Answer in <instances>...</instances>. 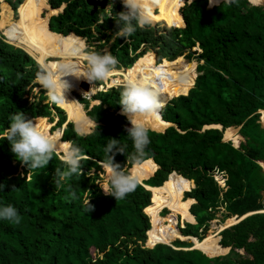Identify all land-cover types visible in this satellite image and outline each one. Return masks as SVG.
Returning a JSON list of instances; mask_svg holds the SVG:
<instances>
[{
    "label": "trees",
    "instance_id": "obj_1",
    "mask_svg": "<svg viewBox=\"0 0 264 264\" xmlns=\"http://www.w3.org/2000/svg\"><path fill=\"white\" fill-rule=\"evenodd\" d=\"M190 1L169 0L166 7L152 11L151 25L138 28L127 38L115 35L116 14L124 11L121 0L111 3L114 6L109 11L94 14L86 0H50L32 11L27 10L30 0L9 2L15 11L21 6L19 21L33 20L39 34L60 38L61 45L69 44L76 34L80 42L86 40L88 48L98 43L94 52L102 54L116 36L110 50L118 60V70L133 68L146 58L159 64L188 58L187 74L193 71L198 76V71L199 76L190 83L188 95L166 105V121L161 113L151 123L148 116L139 117L149 129L151 141L142 158L146 162L134 169L143 184L138 182L133 192L117 202L98 185L105 182L98 161L105 158L108 139L115 138L127 145L125 155H117L116 162L126 165L125 172L134 166L125 157L133 152L125 131L129 122L119 114L123 86L93 96L100 105L91 110L90 100L82 99L91 125L70 122L63 131L66 115L68 121L88 125L84 106L80 104L81 110L75 112L73 102L64 103L63 108L54 103L41 106L48 97L44 91L38 96L34 89L38 87L37 73L44 69L25 50L0 36V133L8 128L13 113L22 112L27 119L43 117L41 131L50 135L56 126L52 137L79 146L89 157L81 161L82 175H74L56 189V169L64 170L62 150L48 166L28 175L29 168L17 160L9 142L0 138V185H4L0 206L12 204L22 217L19 225L0 220V264H264V128L260 123V111H264V7L254 4L264 2L234 0L207 12L209 0ZM49 2L54 9L67 4L64 13L50 23L51 31L67 40L49 32V19L56 14ZM47 8L50 12L43 17ZM161 22L178 27L168 28L158 24ZM46 68L58 71L49 63ZM52 110L59 118L57 125L54 119L48 121ZM212 125L223 129L204 130ZM231 127H241L239 137L244 141L239 148L233 141H223ZM225 138L233 139L234 132L228 131ZM148 150L155 154L154 163L147 161ZM222 175L225 188L218 181ZM69 188L76 192V199H65ZM154 190L172 193L173 206L155 207ZM89 200L94 206L91 212L86 210ZM166 209L169 213L162 216ZM217 215L227 220L207 236ZM180 217L184 220L181 231ZM161 232L171 245L156 239ZM147 240L155 247L147 248ZM206 240V245L199 246ZM195 247L201 250H192Z\"/></svg>",
    "mask_w": 264,
    "mask_h": 264
},
{
    "label": "clouds",
    "instance_id": "obj_2",
    "mask_svg": "<svg viewBox=\"0 0 264 264\" xmlns=\"http://www.w3.org/2000/svg\"><path fill=\"white\" fill-rule=\"evenodd\" d=\"M121 2L124 6V11L116 14L118 19L115 21L117 27L115 35L127 38L132 36L138 28H144L145 25L151 23L148 4H158L159 0H121ZM219 2L220 0H209L210 6H215ZM223 2L229 3L234 2V0H223ZM112 6L114 5L109 4V7ZM84 58L87 61V71L83 74H81L76 64L69 63L60 64L56 72L42 70L37 73V82L46 90V95L50 102L57 105H63L66 102L65 93L69 91L71 85L67 80L63 79L64 77L84 78L93 85L95 81L107 80L116 70L118 64L117 58L108 51L102 54L92 52ZM36 62L38 63L37 60ZM119 104L121 107L120 114L124 115L131 124V127L125 126V131L128 134L127 137L132 140L133 152L125 157L127 163L131 162L134 168L130 172H125L126 165L116 162L115 157L117 155H125L127 145H120L119 140L115 138L108 139V143L104 148L105 158L98 161L106 176V182L98 183V185L106 196L115 198L117 202L126 198L127 194L136 189L138 180L134 169L135 166H139L142 163V158L151 142L148 135L149 129L139 117L156 115L162 106V101L159 98L158 90L153 87L143 82H128L120 91ZM40 119V117H36L35 120L27 119L22 112L13 113L9 116L10 124L8 128L3 133H0V138L9 142L11 151L15 154L17 160L29 168L28 175L33 170L48 166L53 155H58L60 150H62L63 155L60 156V159L64 165V170L57 168L54 176L56 189H59L74 175L80 176L83 174L81 161L89 159V157L83 154L79 146L71 142L64 141L58 147L54 137L41 131ZM3 188L4 185H0V190H3ZM13 190H15V186H13ZM68 192L69 196H66L65 199H76L74 190L69 188ZM86 204L88 212L94 211V206L90 203V200ZM0 220H5L11 225H19L22 217L15 206L8 204L0 206Z\"/></svg>",
    "mask_w": 264,
    "mask_h": 264
},
{
    "label": "bare ground",
    "instance_id": "obj_3",
    "mask_svg": "<svg viewBox=\"0 0 264 264\" xmlns=\"http://www.w3.org/2000/svg\"><path fill=\"white\" fill-rule=\"evenodd\" d=\"M33 1L38 6L39 3L48 2L49 0H33ZM193 1H195V0H191L190 3H192ZM222 1L223 0H220V2H222ZM254 1L264 2V0H254ZM1 3L2 2H0V31L7 37L9 43L16 45L18 47H21L22 49L27 51L33 58H35L38 61V63L42 66V68L44 70H48L46 68L47 63H49V65L55 70L58 69L60 64H64V63L71 64L72 63L74 58L69 56L63 50V48H62L63 46L60 44V38L54 40V39H50V38H47L46 36L39 34L38 33L39 31L38 32L36 31L37 24L33 20H31L30 22H23V21H19V20L15 21L14 12H13L12 8L10 7V5L9 4L8 5H1ZM168 3H169V0H159L158 4L149 3L148 7L150 8V12H151L150 17H151V14L153 12L160 10L161 8L166 7L168 5ZM222 3H224V2H222ZM254 4H256L257 6H264V5H258L257 3H254ZM160 5H162V6H160ZM37 6L33 10L37 9ZM20 7L18 8V12H19ZM51 11H53L56 14L59 13V10H51ZM35 26H36V28H35ZM167 27L173 28V27H170L169 25H167ZM9 32H15L16 36L9 39L7 36ZM49 32L52 33L50 31V29H49ZM53 35H57V34H53ZM57 36H61L63 40L68 39V38L66 39L62 35H57ZM73 36H74L73 38L77 39V41L81 44V42L79 41V38L76 35H73ZM73 38H71V39H73ZM53 41H55L56 43ZM84 49L85 48H83L82 52L85 54H82V56L75 58L76 65L87 63L86 59L84 58L87 55V53L85 52ZM149 53H147V54H149ZM56 59L58 60V62H56L54 64H50V62H53L52 60H56ZM156 61H157V57H156ZM188 65H189V62L187 63L184 58H178V60L175 62H168L167 60H163V62L161 64H159L157 62V64H156L157 68H155L153 66V59L152 58H146V59H143L140 62H138L133 68L125 69V74H123V76H122L124 79V84H127L128 82H131V83L143 82L144 84L151 86L154 89L158 90L159 98L162 101V106L158 110L156 115L148 116L150 123H151L150 119L153 120V119L157 118L160 113L162 114L163 109H165L166 105L172 99L178 98L182 95H188L189 94L190 83L196 79L197 75L193 71H191L187 74ZM53 66H55V67H53ZM119 71H118V69H116L113 72V74L107 78V79H110L113 76H116L115 82L113 84H109L108 88H113L115 86L120 85V80L118 79V76L121 74ZM83 73L84 72H81V74H83ZM63 79L67 80L71 85L69 92L70 91L73 93L77 92V93H81L82 95H90V96L97 94V91L94 88V86L92 84H90L84 78L77 79L76 77L69 76V77H64ZM110 81H113V80L111 79ZM84 83L89 85V92H87L83 89L82 85ZM82 89L87 94H85V92L82 91ZM103 90H105V88H101V91H103ZM98 91H100V90L98 89ZM73 93H72V95H70V98H72V100L73 99L77 100V98L75 97V95H73ZM78 104L79 105L74 110V112L81 110V105H80L81 103L79 101H78ZM64 109L67 110L66 108H64ZM120 113H121V111H120ZM262 114H264V112H262ZM40 118H43V117H40ZM67 122H68V116H67ZM70 122H72V123L77 122L78 123L79 121H70ZM165 124H169V123H165ZM65 125L66 124H64V127L62 129L63 131L66 128ZM171 127H173V126L171 125ZM218 127H220V126H218ZM228 131L235 132V131H237V129L231 128V129L227 130L226 133ZM51 133H52V131H51ZM51 135L52 134H50V136ZM54 139H59V141H55L57 143V146L59 147L61 141H63V138L62 137H59V138L56 137ZM63 143H64V141H63ZM149 162L154 163L153 160H150ZM145 165L146 164H144L142 167H140L138 169L143 168ZM149 168H151V166H149ZM185 181H187V180H185ZM152 193H153L154 198H155V207L160 206V205L173 206V195H172V193L167 192L166 190H154V191H152ZM193 201L196 203L195 200H193ZM173 208H175V207H173ZM194 221L196 223V220H194ZM195 223H193V224H195ZM151 230H152V228H151ZM223 230L224 229L220 230L219 233H221ZM156 239L165 241L167 244L169 243L167 236L164 232L157 234ZM207 241L208 240L204 241L199 246L206 245ZM148 243H149L150 247H154L150 242H148ZM168 245H171V244H168ZM199 246H197V247H199ZM197 247H195V249H198ZM199 250H201V249H199Z\"/></svg>",
    "mask_w": 264,
    "mask_h": 264
},
{
    "label": "rangeland",
    "instance_id": "obj_4",
    "mask_svg": "<svg viewBox=\"0 0 264 264\" xmlns=\"http://www.w3.org/2000/svg\"><path fill=\"white\" fill-rule=\"evenodd\" d=\"M18 0H3L2 1V3H1V5H7V4H9V2H17ZM26 0H24V2H25ZM50 1V0H49ZM23 2V3H24ZM30 2H31V5H28V7H27V10H29L30 9V11H32L36 6H37V4L36 3H34V1L33 0H30ZM194 2V1H193ZM5 3H7V4H5ZM22 3V4H23ZM10 5V4H9ZM39 5V4H38ZM49 5H50V2H49ZM178 5H179V1H178V4H177V7H176V9H175V11L177 12V8H178ZM10 7L12 8V10H13V12H14V16H15V21H18L19 20V16H18V11H15L14 9H13V7L10 5ZM38 7V6H37ZM111 7H108V11H109V9H110ZM48 11H49V9L47 8V9H45L44 11H43V17H46V15H47V13H48ZM50 12V11H49ZM178 15V13H176V16ZM177 18H178V16H177ZM178 20H179V18H178ZM159 24H166L165 22H161V23H159ZM158 25V24H157ZM180 25V21H179V24H178V26ZM153 26V25H152ZM178 26H174L173 28H175V27H178ZM0 36H2V37H5L6 38V36L0 31ZM8 38L9 39H11L12 37H14V36H16V33L15 32H9L8 33ZM65 37V36H64ZM115 38H116V36H113L112 38H111V40H110V42H109V44H107L105 47H104V49L102 50V52H105V51H108V52H110L111 53V50H110V48H111V45L113 44V42L115 41ZM6 41H7V39H6ZM9 42V41H8ZM105 41H103L102 43H104ZM69 44H67V45H62L61 47L63 48V50L69 55V56H71L72 58H74V60H75V58H78L79 56H82V54H85V53H82V50H83V48H85L84 50H85V52L87 53V54H89V53H92V52H94L97 48H98V46H96V45H99L98 43L95 45V44H93V47H89L88 48V44L85 42V40L83 41V42H81V44L77 41V39H71L69 42H68ZM74 45V46H73ZM81 45H83V47H81ZM16 46V45H15ZM78 55V56H77ZM155 55H156V53H155ZM156 57H157V55H156ZM73 60V61H74ZM178 60V59H177ZM176 60V61H177ZM185 60H186V62L188 63L189 62V64L191 63L190 62V60L187 58H185ZM53 62H50V64H54V63H56V62H58V60L56 59V60H52ZM72 61V63L71 64H76V60L73 62ZM168 61V60H167ZM193 61H195L196 63H197V65H199V62L196 60V59H194ZM168 62H170V61H168ZM175 62V61H174ZM156 62L154 63L153 62V66L155 67V68H157L156 67ZM78 66V68L80 69V72H86L87 71V63H85V64H80V65H77ZM125 69L126 68H123L122 70H118L119 72H120V74L121 75H119L118 76V79L120 80V85H118V86H115V87H113V88H118V87H121V86H124L125 84H124V79H123V74H125ZM56 70H58V69H56ZM124 72V73H123ZM197 74L199 75V73H198V71H197ZM116 78V76H113L112 78H110V79H107V80H105V81H95L94 83H93V86H94V88L96 89V91H97V94L98 93H100V92H106V91H108V90H110V89H112V88H108V85H109V83L110 84H112V83H114L115 82V79ZM113 80V81H110V80ZM37 82V81H36ZM196 82V80L193 82V83H195ZM38 83V82H37ZM101 83H103L102 85H104L105 86V91L103 90V91H101ZM195 86V85H194ZM98 89L100 90V91H98ZM191 89H192V84H191V87H190V91H191ZM41 91H44L45 92V95H46V90L45 89H43L40 85H39V83H38V87H36L35 89H34V93L35 94H38V96H39V93L41 92ZM82 91H84L83 89H82ZM85 92V91H84ZM72 93L73 92H66V94H65V97H66V102H65V104H68V103H70V102H73V100H72V98H70V95H72ZM85 94H87L86 92H85ZM73 95H75V97L77 98V100L81 103L82 101V99H88V100H90V108H89V110H91L94 106H98L97 104V102L96 101H94L93 100V96H95V95H82L81 93H77V92H75V93H73ZM47 96V95H46ZM90 96V97H89ZM182 96H184V95H182ZM48 97V96H47ZM49 103H51L52 104V102H50L48 99L46 100V101H41V106H43V105H45V104H49ZM82 104V103H81ZM83 106H84V108H85V112H86V114H87V109H86V106H85V104H82ZM100 105V104H99ZM58 106V105H57ZM62 107V106H61ZM163 111H164V109H163ZM52 112H53V115L51 116V118H49V122L50 123H52L51 122V119H54V122H58L59 121V118H58V116H57V114H56V112L55 111H53L52 110ZM65 113H66V111H65ZM120 114V113H119ZM66 115V114H65ZM161 119L163 120V121H166L165 120V118H164V115H163V112H162V114H161ZM264 117V114H262L261 115V119ZM66 118H67V115H66ZM67 124L68 123H70V121H68V122H66ZM72 123V122H71ZM262 123L264 124V119L262 120ZM83 126V125H82ZM66 129V128H65ZM64 129V130H65ZM94 129V128H93ZM55 130H57V128H56V126H54L53 127V129H52V131H54V132H52L51 134H55L56 133V131ZM238 131H235L234 132V138L233 139H231V140H229L230 142L231 141H233L235 144L236 143H238L239 141L240 142H243L244 140H241V138L239 137V132L237 133ZM225 135H226V133H224ZM224 135V136H225ZM104 178H105V182H106V176L104 175ZM186 194H185V196H184V200L186 201ZM165 206V205H164ZM166 211H168V212H166ZM169 213V210H164L162 213H161V215L162 216H167V214ZM226 218H224L223 216H219V215H217L216 216V220H214L213 222H212V225L210 226V228H209V230H208V232H207V236L208 235H210V234H213V233H216L217 231H218V228L221 226V225H223L225 222H226ZM176 221V220H175ZM183 217H180V223H179V227H180V225L182 226V223H183ZM182 230V229H181ZM206 236V237H207ZM177 238H179V237H177ZM177 238H175V239H177ZM240 253L242 254V255H244L245 254V252L243 251V250H241L240 251Z\"/></svg>",
    "mask_w": 264,
    "mask_h": 264
},
{
    "label": "water",
    "instance_id": "obj_5",
    "mask_svg": "<svg viewBox=\"0 0 264 264\" xmlns=\"http://www.w3.org/2000/svg\"><path fill=\"white\" fill-rule=\"evenodd\" d=\"M87 1V3H88V5L90 6V7H92L93 8V12H92V14H94L95 12H98L99 10H101V11H103V10H107L108 9V7H109V4H111V3H113L115 0H86ZM223 2V1H222ZM222 2H220V3H218V4H216L215 6H219ZM250 2V1H249ZM252 4V3H251ZM215 6H210V4H209V6H208V9H207V12H212V10H213V8L215 7ZM256 6V5H255ZM67 7V5H64L60 10H59V13H57L56 15H53L52 17H54V16H58L59 14H61L64 10H65V8ZM261 7H264V6H261ZM50 8L52 9V10H58V9H54V8H52V6H50ZM52 17L49 19V29H50V23H51V19H52ZM51 31V30H50ZM52 32V31H51ZM53 33V32H52ZM53 34H57V33H53ZM57 35H61V34H57ZM73 35H76V34H73ZM63 36V35H62ZM77 36V35H76ZM78 37V36H77ZM80 38V37H79ZM86 41V40H85ZM17 48H21V47H18V46H16ZM27 52V51H26ZM28 53V52H27ZM197 67H198V65H197ZM199 76V75H198ZM198 76H197V78H198ZM197 80V79H196ZM82 87H83V89L85 90V91H87V92H89V85L88 84H86V83H84L83 85H82ZM194 88V87H193ZM98 104L97 105H99L100 104V102L99 101H96ZM262 112H264V111H260V113L262 114ZM95 123V122H94ZM260 123H261V125H262V127L264 128V124L262 123V120L260 119ZM173 127H176L174 124H172V123H170ZM97 126V124L95 123V127ZM218 126H220V125H212V126H206L205 128H204V130H208V129H219V130H222L223 129V127L222 126H220V127H218ZM94 127V128H95ZM127 127H131V124L129 123L128 124V126ZM169 128V127H168ZM231 128H233V129H237V131L239 132L240 130H241V127H231ZM230 129V128H229ZM93 131V130H92ZM92 131H91V133H92ZM78 132V131H77ZM165 132V131H164ZM90 134V133H89ZM88 135V134H87ZM225 135V134H224ZM241 136V135H240ZM242 137V136H241ZM242 140H244V138L242 137ZM223 141L224 142H230V141H227L226 139H225V136H224V138H223ZM233 143V142H232ZM240 144H241V142L239 143V145L238 146H236L234 143H233V145H234V147H236V148H239L240 147ZM148 153H149V159L147 160V161H149V160H153L154 161V157H155V154H154V152H152V151H150V150H148ZM146 162V161H145ZM145 162H143V163H145ZM142 163V164H143ZM141 165V164H140ZM261 165V164H260ZM134 167V166H133ZM132 167V168H133ZM131 168V169H132ZM131 169L129 170V172L131 171ZM159 169V168H158ZM177 172H174L173 174H176ZM173 174H171L170 176H169V178L173 175ZM181 176V175H180ZM150 179V178H149ZM149 179H147V180H149ZM147 180H145V181H147ZM139 183H141V184H143V182H140V181H138ZM166 183V182H165ZM164 183V184H165ZM146 187V189H147V186H145ZM194 189H195V187H194ZM195 200V199H194ZM196 201V200H195ZM151 204H152V201H151ZM237 218V217H236ZM240 221H237V223H239ZM236 223V224H237ZM195 224H197V220H196V223ZM178 229L181 231V229H183L181 226L179 227L178 226ZM182 233V232H181ZM186 237V236H185ZM188 238H192V237H188ZM195 238V237H194ZM190 242V241H189ZM190 243H192V242H190ZM146 247L147 248H154V247H150L149 246V243H148V240H147V243H146ZM192 250H199V249H192ZM230 251H231V248H230ZM203 252V251H202ZM204 253V252H203ZM230 253V252H229ZM228 253V254H229ZM205 254V253H204ZM207 255V254H206ZM208 256V255H207ZM208 257H210V256H208ZM210 258H215V257H210Z\"/></svg>",
    "mask_w": 264,
    "mask_h": 264
},
{
    "label": "crops",
    "instance_id": "obj_6",
    "mask_svg": "<svg viewBox=\"0 0 264 264\" xmlns=\"http://www.w3.org/2000/svg\"><path fill=\"white\" fill-rule=\"evenodd\" d=\"M73 102L75 103L76 106L79 105V104H78V101H77L76 99H73ZM62 108H63V107H62ZM66 111H67V110H66ZM84 120L87 122L88 125H83V124L79 121L78 124H79L80 127H88V126L91 125L90 122H89V120L87 119V114H86V113L84 114ZM162 121H163V120H162ZM163 123H165V122H163ZM66 125H67V123H66ZM82 125H83V126H82Z\"/></svg>",
    "mask_w": 264,
    "mask_h": 264
},
{
    "label": "built area",
    "instance_id": "obj_7",
    "mask_svg": "<svg viewBox=\"0 0 264 264\" xmlns=\"http://www.w3.org/2000/svg\"><path fill=\"white\" fill-rule=\"evenodd\" d=\"M218 181H219L220 186L222 188H225V186H226V179L224 178L223 175L218 178ZM262 212H264V206H263V211Z\"/></svg>",
    "mask_w": 264,
    "mask_h": 264
}]
</instances>
